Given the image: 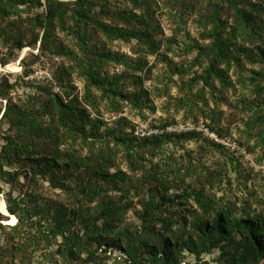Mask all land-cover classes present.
<instances>
[{"label":"rangeland","instance_id":"obj_1","mask_svg":"<svg viewBox=\"0 0 264 264\" xmlns=\"http://www.w3.org/2000/svg\"><path fill=\"white\" fill-rule=\"evenodd\" d=\"M46 1L11 6L8 0H0V85L4 79L13 85L8 97L0 98L1 110L8 100L38 109L49 93L66 101H83L87 84L84 69L94 59L81 49L72 23L66 30L54 28L42 48L40 41L35 46L28 44L33 34H43L31 20L43 13ZM235 1L239 8L264 6V0ZM109 3V15L100 17V21L123 31H135V22L126 24L112 16L118 11H131V5L120 0ZM217 4L223 7L219 18L229 31L233 12L223 0H147L142 8L132 10L146 17V44L129 33L125 40H114L100 32L92 34L91 26L86 28L91 50L125 57L100 65L102 76L116 79L120 86L114 108L110 99L93 91L97 110L88 106L87 111L100 123L92 152L73 139L48 148L57 158L50 171L44 167L48 152L41 157L33 154L21 158L7 168L21 173L20 184L11 189L0 182V204L7 212L9 194L12 199L25 196L28 208L22 214L23 222L8 212V216L0 213V264H131L133 253L141 263L140 255L147 247L141 246L139 239L156 245L163 233L161 222L149 225L142 219L150 195L156 193L170 199L155 210L171 221L170 232L164 235L178 238L180 244L189 234L194 239L195 216L205 217L209 226L218 211H224L231 220H264V30L258 39L237 35L236 48H243L235 52L238 62H231L227 69L219 65L228 86L221 87L215 78L205 86L197 79L208 66L205 51L211 43L205 16ZM147 9L149 13H145ZM93 11L98 14L99 8ZM15 35L21 37L19 50ZM7 67L12 70L5 71ZM1 116L2 112L0 147L13 134ZM34 117L44 126L50 122L43 113H34ZM116 137H123L125 145L116 144ZM145 138H158V145L140 147ZM129 144L138 151V156L131 157L133 162L138 160L135 169L125 158ZM100 153L109 158V173L121 172L126 178L119 184L124 191L99 184L107 190V199L127 210L119 222L101 233L99 243L94 240L85 244L92 234H85L84 226L96 214L102 195L91 202L83 197L81 191L95 179L87 164L79 166L74 161L95 163L94 157ZM25 173L29 181L23 179ZM196 194L210 203L207 210L197 206ZM159 199L157 196L156 202ZM56 209H62L69 220L67 235L81 238L86 249L74 259L58 252L63 244L60 236L54 239L43 232L46 220ZM98 227L102 228V222ZM262 257L259 264H264V254ZM226 259L219 248L199 256L183 250L177 256L179 264H226Z\"/></svg>","mask_w":264,"mask_h":264},{"label":"trees","instance_id":"obj_2","mask_svg":"<svg viewBox=\"0 0 264 264\" xmlns=\"http://www.w3.org/2000/svg\"><path fill=\"white\" fill-rule=\"evenodd\" d=\"M131 5L132 10L140 9L146 4L147 0H120ZM232 10L233 22L230 30L227 31L225 24L219 18L223 7L219 4L214 5L213 11L205 16V21L210 25L208 38L211 39L210 45L206 49L208 56V66L203 74L198 77L205 86H210L209 82L212 78L220 82L221 87L228 86L229 83L221 72L219 65L222 64L225 68H229L231 62H238V57L235 52L243 50L242 47L236 48L234 40L237 35L248 37L250 39H258L261 32L264 30V6L259 4H250L248 9L239 8L235 0H223ZM11 6L16 2L21 4L41 5L39 0H8ZM111 5L109 0H74L72 2H60L58 0H47L44 6L43 13L36 14L31 20L34 27L43 31L42 36L38 33L32 35V39L28 42L29 45L35 46L38 41L41 43V48L49 41L52 36L51 31L59 27L61 30H66L69 23L74 27L73 34L78 41L81 49L87 51L93 57V62L84 69V76L87 84L84 86L83 101L79 102L77 98L66 101L59 95L49 93L45 100L42 101L38 109L26 107L25 105L13 104L10 100L5 105L2 112L1 120L8 126V132L13 133L5 139V143L0 147V182L8 185L11 189L19 185L20 172H11L7 170L15 161L21 158H28L33 154L41 157V153L46 154L44 161L45 170L50 171L56 165L57 158L52 151H47L50 147H57L59 143H64L68 140L76 139L82 146L92 152L96 139L99 136L98 120H93L87 111L88 106L96 111L95 101L93 100V91H99L103 98L110 99L109 104L114 108L117 94L119 93V84L116 79H108L102 76L100 69L101 63H117L124 60L125 57L111 55L109 52H100L97 49L91 50L88 46L87 39L89 32L86 31L88 26H91L93 33H103L109 39H123L128 36H133L140 42L146 44L148 42L147 27L148 23L144 15H138L131 11H118L113 14V18L129 24L135 22L137 24L135 31H123L117 27L107 25L100 21V17L108 16V7ZM99 8V13L94 14L93 9ZM145 13H149L147 9ZM66 27V29H65ZM16 48L19 50L22 47L21 37L15 35ZM234 46V48H231ZM264 58V55H262ZM142 69V67H139ZM13 89V85L7 80H3L0 85V98H7L9 92ZM43 113L49 117V124L45 126L38 122L34 117V113ZM188 138L190 135H186ZM170 137V136H166ZM116 144L125 145L123 137L113 139ZM158 138H145L140 141V147L158 145ZM47 147V148H46ZM126 160L131 164V169L138 166V160L132 161V154L138 156V151H135L133 146L129 144L125 147ZM50 152V153H49ZM48 156V157H47ZM73 159V157H70ZM95 163L84 160L74 161L79 166L88 165L90 175L94 177V183H90L85 187L81 194L86 200H97L100 195L96 214L84 226L85 234L92 235L83 243L90 244L88 241L100 242L102 232H105L115 222H119L127 210L126 206H118L106 198L107 190L99 184L105 183L107 186L113 185L115 189H122L119 184H124L126 176L121 172L114 174L108 172L109 158L100 153L99 157H94ZM93 158V159H94ZM37 172V171H36ZM35 170L33 173H36ZM25 181L30 178L25 173L23 176ZM160 183L159 186H161ZM84 190H87L85 192ZM125 189L123 188L122 191ZM139 190V189H136ZM158 187L156 188V192ZM160 192V191H159ZM150 195L148 203L145 205L142 219L149 225L155 222H161L163 233L159 235V242L156 245L149 244L148 240L139 239L141 246H146V251L142 253L143 262H137V256L134 253L131 255V264H179L177 256L183 250L199 256L201 252H209L212 249L219 248L223 251V256H227L226 264H259L264 254V220L261 217L231 220L224 211H218L214 215L213 223L209 226V222L205 217L195 216L193 221V235L189 234L186 241L180 244L178 238L173 240L164 235V232H170L171 221L167 218H162L157 213L158 204L165 205L170 199H166L162 193ZM159 196V202H156V197ZM195 199L197 206L203 211L207 210L209 202L204 201L203 195L196 194ZM27 197L19 196L17 199H12L11 195L7 196V211L10 215L16 216L18 222H23V215L28 208ZM39 211H36L37 214ZM62 209H56L53 217L46 220V226L43 227V232L50 238L60 236L63 244L59 247L58 252L71 259L76 258L83 252L84 245L81 244V238L73 234L67 235L69 230V220L66 218ZM83 222L86 223L85 219ZM102 222V228L98 227V223ZM147 224V225H148ZM2 227L0 223V228ZM149 228V227H148ZM151 230V228H149ZM239 237V238H238ZM225 244L222 245L223 240ZM229 245V247H226ZM160 255V257L158 256ZM198 264V263H196Z\"/></svg>","mask_w":264,"mask_h":264},{"label":"bare ground","instance_id":"obj_3","mask_svg":"<svg viewBox=\"0 0 264 264\" xmlns=\"http://www.w3.org/2000/svg\"><path fill=\"white\" fill-rule=\"evenodd\" d=\"M6 70H10L11 71L12 69L10 67H7V68H5V71ZM0 213H2L3 215H7L6 208H5V205L4 204H0Z\"/></svg>","mask_w":264,"mask_h":264},{"label":"built area","instance_id":"obj_4","mask_svg":"<svg viewBox=\"0 0 264 264\" xmlns=\"http://www.w3.org/2000/svg\"><path fill=\"white\" fill-rule=\"evenodd\" d=\"M204 130H206V129H204Z\"/></svg>","mask_w":264,"mask_h":264},{"label":"water","instance_id":"obj_5","mask_svg":"<svg viewBox=\"0 0 264 264\" xmlns=\"http://www.w3.org/2000/svg\"><path fill=\"white\" fill-rule=\"evenodd\" d=\"M8 212V211H7Z\"/></svg>","mask_w":264,"mask_h":264}]
</instances>
